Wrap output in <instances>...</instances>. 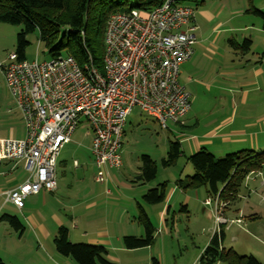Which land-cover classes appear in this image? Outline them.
<instances>
[{
	"label": "rangeland",
	"instance_id": "rangeland-1",
	"mask_svg": "<svg viewBox=\"0 0 264 264\" xmlns=\"http://www.w3.org/2000/svg\"><path fill=\"white\" fill-rule=\"evenodd\" d=\"M181 4L194 9L198 19H202L198 15L201 9H206L213 17L217 14L218 17L209 22L204 29L205 34H210L213 41V44L209 45V52L203 57L199 50L196 57L179 67V82L185 85V89L190 94L191 109L188 118L194 116L198 132L202 131L208 119L216 117L224 103L222 76L226 69L227 57L224 59L222 55L230 33H222V30L230 27L241 29L247 27L243 32L232 33L236 37L241 34L247 37L253 27L262 28L264 18L246 11L259 10L264 6V0H182ZM221 10L220 15L218 11ZM235 10L239 11L235 13H239L241 19L230 20L231 13ZM259 11L264 14V11ZM219 24L221 27L218 26ZM21 29V26L0 22V63L15 52L16 35ZM63 32L64 30L60 29L59 36ZM194 35L197 40L199 34L194 32ZM25 40L27 42L24 49L25 61L36 60L41 63L51 58L44 43L39 41L37 31L27 33ZM237 42L239 45L242 43V41ZM168 126L169 129H161L152 118L146 116L137 107L131 110L123 128L124 136L120 149L122 167L111 170V175H115L118 182H124L126 188L121 189L122 186L117 185L118 190L116 187L111 192L112 195H102L96 207L87 209L85 207L87 201L76 190L86 187L92 191L97 189L103 191L105 186L97 185L93 181L96 169L90 152L92 132L88 123L79 121L69 143L64 145L58 154L55 168L58 191L54 196L47 197L45 205L41 195L28 196L24 200V208L21 212L7 207L4 213L15 217L22 226H25V218L30 215L34 218L38 217L36 211L41 208L40 214L49 223L55 224L56 220H60L68 231L72 220L77 221V218L76 220L74 218V211L81 217L78 232H87V237L96 233L100 225L105 224L112 237V244L116 247L115 250L110 251V255L107 253V259L114 264H151L152 258L158 259L160 264H190L199 248H202L206 237L211 239L214 234L218 235L221 231L224 234L222 244L225 249L230 248L240 256H252L259 263L264 264V166L247 175L238 190V198L228 206L218 198V195L207 197L203 188L187 190L188 195L194 196L198 192L199 196L186 204L178 195L180 193L178 181L192 176L194 172L191 164L180 155L171 164L163 165L162 162L168 160L170 143H178V138L175 136L177 132L174 131L176 126L172 123H168ZM24 135L25 129L20 113L0 72V138L22 139ZM259 145L260 148L244 150L264 152V135L261 136ZM229 146L233 145L215 144L211 149L213 152L207 151L221 158L243 149L231 150ZM142 156L149 157L156 167L155 177L147 182L138 179ZM74 159L80 163L79 168L72 166ZM18 170H21V165ZM11 178L12 176H8L7 179ZM173 186L176 188V194L168 204V200L166 201V205L171 208L166 213L163 211L160 220L158 212L164 202L147 204L143 196L150 189L160 188L166 193ZM206 200L210 201L209 205L205 204ZM215 202L219 209L217 215ZM78 203H81L79 207L75 210L71 209ZM182 205H186V210ZM104 215L106 219H103ZM216 217L223 218L224 221L216 223L219 222ZM144 221L154 229L151 245L134 250L126 249L123 244L125 237L145 238ZM5 224L12 232L15 231L11 225ZM25 229L29 231L27 227ZM77 242L73 244H85L82 240ZM4 243L6 247L3 248V252L8 255L11 249L19 246L25 248L23 242L21 244L18 239H15L11 245L8 236ZM0 255L6 257L2 252ZM33 259L41 262L42 253L39 251L34 254ZM70 262L75 264L72 260Z\"/></svg>",
	"mask_w": 264,
	"mask_h": 264
},
{
	"label": "built area",
	"instance_id": "built-area-1",
	"mask_svg": "<svg viewBox=\"0 0 264 264\" xmlns=\"http://www.w3.org/2000/svg\"><path fill=\"white\" fill-rule=\"evenodd\" d=\"M181 2L162 0L149 11L110 15L100 67L89 58L78 64L70 55L39 63L12 53L0 63L25 129L22 139L0 138V160L22 165L2 190L6 202L20 211L28 196L56 189L58 154L81 120L92 132L94 181L104 186L109 168L122 166L123 128L133 108L161 129L182 124L190 94L179 82V67L193 54L197 26L194 9ZM72 165L80 166L78 160ZM214 208L217 215V202Z\"/></svg>",
	"mask_w": 264,
	"mask_h": 264
},
{
	"label": "trees",
	"instance_id": "trees-1",
	"mask_svg": "<svg viewBox=\"0 0 264 264\" xmlns=\"http://www.w3.org/2000/svg\"><path fill=\"white\" fill-rule=\"evenodd\" d=\"M162 0H0V22L21 26L16 35L15 54L24 60L27 45L25 35L37 31L39 41L44 43L49 56L70 55L78 64L88 58L100 67L104 51V31L107 19L114 13H128L131 10L149 11L159 6ZM264 18L258 10H251ZM60 29L64 32L59 36ZM243 46V45H242ZM181 154L179 143H170L169 165ZM193 168V175L179 180L182 190L203 188L207 197L218 195L227 206L238 198V190L248 174L264 166V152L240 150L221 158L207 150H199L186 158ZM138 179L150 181L155 177L156 167L147 156L141 157ZM164 187V185H163ZM147 204L160 203L164 190L150 189L144 196ZM1 221L11 225L15 231L21 227L15 217L2 216ZM145 238L125 237L124 247L128 250L151 245L153 229L143 222ZM224 234H214L202 251L200 264H261L252 256H240L232 249L221 247ZM55 251L70 258L75 264H114L107 259L103 246L93 244H73L69 242L68 231L61 226L52 240ZM0 264H6L0 259ZM151 264H160L156 258Z\"/></svg>",
	"mask_w": 264,
	"mask_h": 264
},
{
	"label": "crops",
	"instance_id": "crops-1",
	"mask_svg": "<svg viewBox=\"0 0 264 264\" xmlns=\"http://www.w3.org/2000/svg\"><path fill=\"white\" fill-rule=\"evenodd\" d=\"M259 10L264 11V6L260 7ZM237 11H232L230 20L241 19V16L238 15L239 13H235ZM246 12L249 13L250 11L247 10ZM218 13L221 15L222 10L218 11ZM198 15L202 18L198 19L197 14L195 13V24L197 26L195 33L197 32L199 36L194 44L195 47L193 46V54L188 61H191L194 56L196 57L199 50L204 57L205 53L209 52V45L213 44L210 34L206 35L204 29L209 22L218 18L216 17L217 14L213 17L206 9H201ZM218 26H220V24ZM246 29L247 27L243 29L230 27L222 30V33L226 32L230 34L227 37L228 40L225 43L223 48L224 54L222 55V58L225 59V57H227V60L225 61L226 69L224 70L222 76V92L224 93V103L222 102L223 106L221 107V111L217 113L216 117L208 119L202 131L197 132V124L194 116L188 118L191 106L187 114L182 119V124H172L176 126L174 131L177 132H175V136L178 138L181 152L180 156L188 158V156L201 149L211 150L214 148L213 146L215 144H221L222 146L232 144L233 146H229L231 150H236L239 148H243L241 150L247 148L254 150L255 148H260L259 140L261 136L264 135V25L262 28L259 26L253 27V30L247 35V37L244 34H241L239 37H236L232 34L238 31L243 32ZM237 41H242V43L239 45ZM183 86L185 87V85ZM169 128L170 127L168 126L167 129ZM211 151L210 153L213 152ZM20 165L21 164L15 165L11 161L0 160V218L2 216L8 215L4 213L7 207L15 209L11 204L6 202L5 196L2 194V190L7 183L13 181L20 175L21 170H18ZM118 169L109 168L108 171L110 174V181L105 186L103 191H100L99 189L92 191L86 187H81L80 189L76 190L77 193L85 201H87V205L85 206L87 209L96 207L97 201L102 195H112L111 192L114 191L116 187L118 190L117 185H121V189L126 188V184L124 182H118L116 176L111 175V170ZM15 173L17 174L15 175ZM8 176H12V178L8 180ZM94 183L99 185L95 181ZM109 184L111 187H108ZM57 191L58 188L56 185V189L53 192H40L36 195H41L42 202L45 205L46 198L54 196ZM179 191L180 193L178 195H180V198L184 199L183 202L186 204L191 202V200H196L193 198H198L199 196L198 192H196L194 196H191L188 195L189 193L186 192L187 190H182L180 188ZM174 194H176L175 186H173L169 192L166 191L165 193L164 191V199L162 201L164 204H162V207L159 208L158 212L160 220L163 217V211L166 213L171 208L169 205H166V201L168 200V204L173 198ZM81 203H78L71 209L75 210V208L79 207ZM23 208L24 204L21 210ZM182 208L186 210V205H182ZM21 210L18 211L15 209L17 212H21ZM40 211L41 208L40 210L38 209L36 211L38 215V217L35 216L36 218H34L33 215L25 218V226H22L18 221L21 227L18 230L19 233L15 231L12 232L7 228V225L5 224L6 222L1 221L0 219V252L6 256L3 258L0 255V259H2L6 264H72L70 262V258L63 257L55 251L52 242L57 229L61 226L64 227L65 225H63L60 220H56L55 224L49 223V221L45 219L42 214H40ZM73 214L75 216V220L77 218V221L72 220V223L69 226L70 229H68V238L71 243H78L77 241L82 240V242L85 241V244L100 245L105 248L108 255L111 254L110 251L116 249V247H114L112 244V237L105 224L100 225L96 229V233H93L90 237H87V232H78L80 229L81 217L76 215L74 211ZM103 219H106L105 215L103 216ZM25 227H27L29 231H26ZM209 232L210 231H208V233ZM6 236H8L9 240H11V245L15 239H18L21 241V244L23 242L25 248L22 249V247L19 246L16 249H11L9 255L8 253L3 252V248L6 247V243H4ZM208 239L209 237H206L205 241H203L201 246L202 248H199L190 264H197L201 252L209 243L210 239ZM115 242H117L116 239ZM221 245V247L224 248L223 244ZM39 251L43 256V260L41 262L33 259V255L39 253Z\"/></svg>",
	"mask_w": 264,
	"mask_h": 264
}]
</instances>
